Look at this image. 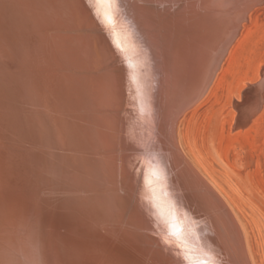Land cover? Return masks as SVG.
<instances>
[{
  "label": "bare ground",
  "instance_id": "1",
  "mask_svg": "<svg viewBox=\"0 0 264 264\" xmlns=\"http://www.w3.org/2000/svg\"><path fill=\"white\" fill-rule=\"evenodd\" d=\"M262 2L117 0L107 26L90 0H0V264H102L108 221L153 264H251L177 128ZM234 105L262 114L264 70Z\"/></svg>",
  "mask_w": 264,
  "mask_h": 264
},
{
  "label": "rangeland",
  "instance_id": "2",
  "mask_svg": "<svg viewBox=\"0 0 264 264\" xmlns=\"http://www.w3.org/2000/svg\"><path fill=\"white\" fill-rule=\"evenodd\" d=\"M258 5L242 21L209 90L185 110L177 128L186 154L234 213L251 264H264V108L247 126L233 118L235 102L264 70V3Z\"/></svg>",
  "mask_w": 264,
  "mask_h": 264
},
{
  "label": "water",
  "instance_id": "3",
  "mask_svg": "<svg viewBox=\"0 0 264 264\" xmlns=\"http://www.w3.org/2000/svg\"><path fill=\"white\" fill-rule=\"evenodd\" d=\"M236 36V32L234 31L230 38L227 37L222 38L213 52L212 62L208 69L207 78L213 74L216 69H218L224 54L228 46L232 43L233 39ZM208 82V81H207ZM205 85V83H203ZM254 85H249L247 88H252ZM202 94V92H201ZM249 117V116H248ZM248 117L244 119L239 114L236 122L241 124H245L247 122ZM102 231V239L98 240L105 244V250H97L98 252L106 251V255H101L103 260L100 262L102 264H147L149 261L151 264L154 263L155 258L153 255H147L146 252L141 248L140 245L133 242L127 233L123 230L120 224H117L113 221H108L107 224L103 226ZM96 238V237H95ZM92 244V243H91ZM89 245V243H88ZM98 249V248H97ZM97 252V253H98Z\"/></svg>",
  "mask_w": 264,
  "mask_h": 264
},
{
  "label": "snow or ice",
  "instance_id": "4",
  "mask_svg": "<svg viewBox=\"0 0 264 264\" xmlns=\"http://www.w3.org/2000/svg\"><path fill=\"white\" fill-rule=\"evenodd\" d=\"M117 0H90V5L95 4L97 6V14L102 15L103 22L107 26H111L113 24L112 19V10L116 7ZM101 9L103 10L101 13ZM117 47H120L117 45ZM169 236H176L179 238L178 230L174 225H169ZM165 245H169V241L167 239L163 240ZM179 247V245H177ZM181 259L184 261V264H189V257L186 254L181 255ZM200 264H205L204 261H200Z\"/></svg>",
  "mask_w": 264,
  "mask_h": 264
}]
</instances>
